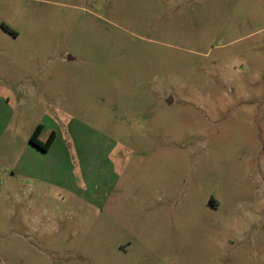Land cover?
I'll list each match as a JSON object with an SVG mask.
<instances>
[{
    "label": "rangeland",
    "instance_id": "374dc122",
    "mask_svg": "<svg viewBox=\"0 0 264 264\" xmlns=\"http://www.w3.org/2000/svg\"><path fill=\"white\" fill-rule=\"evenodd\" d=\"M0 264H264V0H0Z\"/></svg>",
    "mask_w": 264,
    "mask_h": 264
},
{
    "label": "trees",
    "instance_id": "16d2710c",
    "mask_svg": "<svg viewBox=\"0 0 264 264\" xmlns=\"http://www.w3.org/2000/svg\"><path fill=\"white\" fill-rule=\"evenodd\" d=\"M42 126L38 125L35 130L33 131V133L31 134L30 138H29V142L35 146L36 148L40 149L41 151L46 152L50 146L52 145L54 139H55V134L52 132L49 134L48 138L46 139L45 142H41L39 140V135L41 132Z\"/></svg>",
    "mask_w": 264,
    "mask_h": 264
},
{
    "label": "crops",
    "instance_id": "0c3cea01",
    "mask_svg": "<svg viewBox=\"0 0 264 264\" xmlns=\"http://www.w3.org/2000/svg\"><path fill=\"white\" fill-rule=\"evenodd\" d=\"M4 33H7V32H4ZM9 34H10V32H9L8 34H4V35H9ZM11 34H12V33H11ZM11 34H10V35H11ZM42 130H43V128L41 129L40 135H41V133H42ZM40 135H39V136H40Z\"/></svg>",
    "mask_w": 264,
    "mask_h": 264
}]
</instances>
